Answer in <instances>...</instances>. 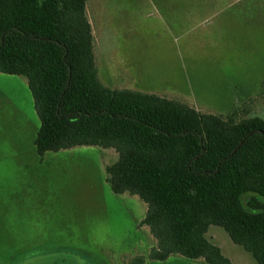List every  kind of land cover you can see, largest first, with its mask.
Masks as SVG:
<instances>
[{
  "label": "rangeland",
  "instance_id": "1",
  "mask_svg": "<svg viewBox=\"0 0 264 264\" xmlns=\"http://www.w3.org/2000/svg\"><path fill=\"white\" fill-rule=\"evenodd\" d=\"M226 1L88 0L99 78L215 115L250 101L264 117V0L238 11ZM39 127L27 78L0 73V264H206L148 260L156 240L141 225L146 204L106 182L116 152L39 156ZM207 236L231 264H257L223 229Z\"/></svg>",
  "mask_w": 264,
  "mask_h": 264
},
{
  "label": "trees",
  "instance_id": "2",
  "mask_svg": "<svg viewBox=\"0 0 264 264\" xmlns=\"http://www.w3.org/2000/svg\"><path fill=\"white\" fill-rule=\"evenodd\" d=\"M248 1L225 3L238 11ZM253 2L255 10L262 7ZM87 3L0 0V73L28 80L40 121L38 155L84 146L114 150L118 160L106 166V182L114 194L146 204L141 225L156 240L150 261L180 256L231 264L207 236L218 227L264 264V117L252 114L250 101L215 115L106 86Z\"/></svg>",
  "mask_w": 264,
  "mask_h": 264
},
{
  "label": "crops",
  "instance_id": "3",
  "mask_svg": "<svg viewBox=\"0 0 264 264\" xmlns=\"http://www.w3.org/2000/svg\"><path fill=\"white\" fill-rule=\"evenodd\" d=\"M98 66V65H97ZM120 89H125V88H120ZM133 90V89H132Z\"/></svg>",
  "mask_w": 264,
  "mask_h": 264
}]
</instances>
